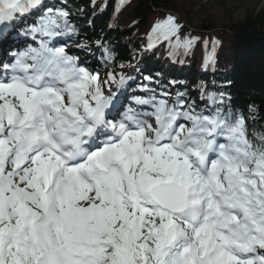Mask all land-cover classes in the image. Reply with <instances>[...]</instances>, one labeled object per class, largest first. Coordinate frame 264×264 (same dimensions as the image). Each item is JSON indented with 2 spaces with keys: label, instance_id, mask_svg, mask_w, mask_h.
I'll use <instances>...</instances> for the list:
<instances>
[{
  "label": "snow or ice",
  "instance_id": "snow-or-ice-1",
  "mask_svg": "<svg viewBox=\"0 0 264 264\" xmlns=\"http://www.w3.org/2000/svg\"><path fill=\"white\" fill-rule=\"evenodd\" d=\"M31 15L17 35L32 43L0 58V264H264V130L203 86V107L150 76L128 94L103 40L101 76L42 0H0V35ZM183 28L157 19L146 49L189 55ZM203 43L214 65L221 42Z\"/></svg>",
  "mask_w": 264,
  "mask_h": 264
},
{
  "label": "trees",
  "instance_id": "trees-1",
  "mask_svg": "<svg viewBox=\"0 0 264 264\" xmlns=\"http://www.w3.org/2000/svg\"><path fill=\"white\" fill-rule=\"evenodd\" d=\"M56 0L57 8H62L68 13L84 9L86 17L91 15L88 10L93 9L94 15L91 25L81 18L80 24L74 23L75 28L80 30L81 26L89 25L94 33L93 38L97 39V33L105 30L108 25V17L111 10L119 0ZM105 1V8L101 2ZM195 2H189V6ZM174 0H124L121 9L114 17L110 25L108 38L114 41V45H108L116 49L117 65L130 59V53L135 55L140 39L137 37L143 33L157 19H163L167 14L163 10L176 9ZM246 9L241 21L230 23L221 29H215L211 22L209 25H199L193 29L198 32L200 41L195 45L189 54V72L185 74L183 86L175 91H184L195 86L192 99L197 96L200 99L199 88L203 86L207 92H224L230 97V104L238 107L239 113L248 119L249 131L264 130V8ZM231 11V9H228ZM182 23L181 21H179ZM184 25V23H182ZM187 28L184 25L182 35H186ZM195 32V33H196ZM212 38L218 39L221 43L216 50L215 64L204 66V39H208V49L211 48ZM160 49H167L164 44ZM154 59V53L144 60L145 71L152 74L149 64ZM157 64L155 61L153 62ZM106 69L105 73L110 69ZM205 72L199 76L197 68ZM211 67V68H210ZM119 72V68L116 69ZM182 82V81H181ZM249 105L255 107V112H250Z\"/></svg>",
  "mask_w": 264,
  "mask_h": 264
},
{
  "label": "rangeland",
  "instance_id": "rangeland-1",
  "mask_svg": "<svg viewBox=\"0 0 264 264\" xmlns=\"http://www.w3.org/2000/svg\"><path fill=\"white\" fill-rule=\"evenodd\" d=\"M176 3V13L188 28L199 25H209L210 20L215 25V29H221L230 23H236L243 19L246 9L264 8V0H174ZM195 2L194 6H189V2ZM231 9L229 11L228 9ZM254 9V10H255ZM176 15V16H177ZM80 44H85L80 42ZM76 46V45H75ZM72 53L79 55L82 51L78 47H69ZM89 48L83 49L86 51ZM71 54V52H70ZM102 58L95 55V61L100 62Z\"/></svg>",
  "mask_w": 264,
  "mask_h": 264
}]
</instances>
